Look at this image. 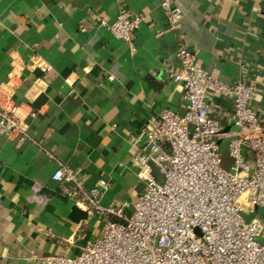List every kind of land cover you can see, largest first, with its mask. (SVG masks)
<instances>
[{"label": "crops", "instance_id": "1", "mask_svg": "<svg viewBox=\"0 0 264 264\" xmlns=\"http://www.w3.org/2000/svg\"><path fill=\"white\" fill-rule=\"evenodd\" d=\"M176 1L179 30L162 0H0V104L26 126L0 135V264L80 254L114 219L87 206L84 192L101 178V205L132 211L147 190L134 137L166 108L185 112L168 75L181 69L179 46L225 83L264 89V0ZM123 8L144 16L131 41L109 27ZM207 101L223 151L238 130L233 99L210 92ZM251 104L264 115L262 92ZM61 163L83 191L53 179Z\"/></svg>", "mask_w": 264, "mask_h": 264}, {"label": "built area", "instance_id": "2", "mask_svg": "<svg viewBox=\"0 0 264 264\" xmlns=\"http://www.w3.org/2000/svg\"><path fill=\"white\" fill-rule=\"evenodd\" d=\"M161 5L170 28L179 30L183 13L177 1ZM143 19L123 8L109 27L116 37L131 41ZM176 56L181 69L168 75L182 86L185 112L166 108L152 115L133 140L146 192L128 213L127 202L101 205L108 182L99 179L84 192L87 206L114 219L80 254L47 255L44 264H264V218L243 215L264 206V115L251 104L264 89L214 77L187 45L179 46ZM210 92L233 99L238 130L228 143L230 169L223 167L221 124L210 114ZM15 131L26 135V126L0 104V135ZM153 165L162 182L153 175ZM53 179L83 191L77 171L66 164Z\"/></svg>", "mask_w": 264, "mask_h": 264}, {"label": "rangeland", "instance_id": "3", "mask_svg": "<svg viewBox=\"0 0 264 264\" xmlns=\"http://www.w3.org/2000/svg\"><path fill=\"white\" fill-rule=\"evenodd\" d=\"M228 148H225V149H223V151H221V154H222V157H223V167L226 168V169H230L231 165H232V161H231L230 156H229L230 153H229V149ZM158 180L161 181V182L164 180L162 175L159 174ZM243 215H244L246 220H250L254 216H259V217H263L264 218V206H259L256 209V211L253 212L252 214L248 215V214L244 213Z\"/></svg>", "mask_w": 264, "mask_h": 264}, {"label": "water", "instance_id": "4", "mask_svg": "<svg viewBox=\"0 0 264 264\" xmlns=\"http://www.w3.org/2000/svg\"><path fill=\"white\" fill-rule=\"evenodd\" d=\"M153 175L158 179L159 178V172L157 170V168L153 165ZM79 209L77 207L73 208V215L79 214L81 212H78Z\"/></svg>", "mask_w": 264, "mask_h": 264}]
</instances>
